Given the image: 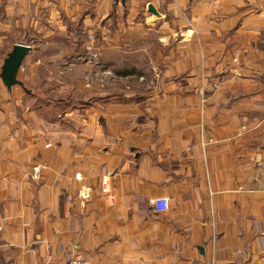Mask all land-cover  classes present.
Here are the masks:
<instances>
[{"label":"crops","instance_id":"1","mask_svg":"<svg viewBox=\"0 0 264 264\" xmlns=\"http://www.w3.org/2000/svg\"><path fill=\"white\" fill-rule=\"evenodd\" d=\"M15 43L0 264H264V0H0Z\"/></svg>","mask_w":264,"mask_h":264},{"label":"water","instance_id":"2","mask_svg":"<svg viewBox=\"0 0 264 264\" xmlns=\"http://www.w3.org/2000/svg\"><path fill=\"white\" fill-rule=\"evenodd\" d=\"M148 9L155 14H158V11L153 6V4H149ZM29 50V45L23 43H15L11 51L4 59L1 68L0 79L8 89H10L13 85H22V83L16 79V76L18 74L20 66L22 65L23 58Z\"/></svg>","mask_w":264,"mask_h":264},{"label":"built area","instance_id":"3","mask_svg":"<svg viewBox=\"0 0 264 264\" xmlns=\"http://www.w3.org/2000/svg\"><path fill=\"white\" fill-rule=\"evenodd\" d=\"M93 38V35H91ZM22 65L20 66V68ZM40 167L33 169L32 176L37 178ZM154 209L158 213H166L169 210V199L166 197L157 198L153 202ZM66 264H93L91 260L82 257L81 255H68Z\"/></svg>","mask_w":264,"mask_h":264},{"label":"rangeland","instance_id":"4","mask_svg":"<svg viewBox=\"0 0 264 264\" xmlns=\"http://www.w3.org/2000/svg\"><path fill=\"white\" fill-rule=\"evenodd\" d=\"M89 37L91 38V35H89ZM94 37H95V36L93 35V38H91V39H94ZM140 58H141V59L143 58V55H142V54H141L139 57L137 56V57L133 58V60H135V61H137V62H140ZM137 70H138V67H137ZM139 70H140V68H139ZM108 71L110 72V73H109V76L112 75V74H114V73H112V71H110V68H107V67L104 68V72L107 73ZM83 72H84V71H82V73H83ZM106 73H105V75H106ZM107 74H108V73H107ZM109 76H108V77H109ZM109 83H110V82H109ZM147 84H148V83H147ZM103 85H106V82H104ZM109 85H110V84H109ZM128 86H129V85H128ZM134 86L136 87L137 90H142L143 87H144L143 84H139V85H136V84H135ZM152 86H154V85H152ZM130 87H131V86H130ZM51 107H52V106H51ZM60 107L63 108L62 105H60ZM62 108H61V109H62ZM51 111L55 112V111H56V107L53 108V109H51ZM41 170H43V167H40V168H39L38 173H39ZM32 174H33V172H32Z\"/></svg>","mask_w":264,"mask_h":264},{"label":"trees","instance_id":"5","mask_svg":"<svg viewBox=\"0 0 264 264\" xmlns=\"http://www.w3.org/2000/svg\"><path fill=\"white\" fill-rule=\"evenodd\" d=\"M82 21H83V20L81 19V20H78V21L76 22L75 26H76L77 29H80V28H81V26H82V24H83ZM78 35L80 36L81 34H78Z\"/></svg>","mask_w":264,"mask_h":264}]
</instances>
